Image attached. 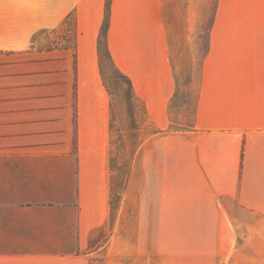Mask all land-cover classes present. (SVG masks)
I'll use <instances>...</instances> for the list:
<instances>
[{"label":"crops","instance_id":"obj_1","mask_svg":"<svg viewBox=\"0 0 264 264\" xmlns=\"http://www.w3.org/2000/svg\"><path fill=\"white\" fill-rule=\"evenodd\" d=\"M209 3L111 0L110 53L158 131L128 166L123 210L137 187L140 226L213 228L217 241L264 259V0H215L205 28ZM106 9L107 0H0V264H93L104 248L129 249L109 232ZM70 14L71 46L39 40H55ZM204 35L192 123L171 131L176 66L194 65Z\"/></svg>","mask_w":264,"mask_h":264},{"label":"rangeland","instance_id":"obj_2","mask_svg":"<svg viewBox=\"0 0 264 264\" xmlns=\"http://www.w3.org/2000/svg\"><path fill=\"white\" fill-rule=\"evenodd\" d=\"M215 0H210L204 9L205 28L213 16ZM74 19L50 39V35H41L39 40L49 38L48 43L68 45L74 42ZM202 38V37H201ZM206 35L196 46L197 53L192 67L176 66L178 79L177 91L170 107L171 131L186 130L191 125L200 81L201 63L206 49ZM176 64L181 62L177 57ZM101 70L108 80L112 92L113 133H114V201L113 214L109 226L117 237H125L129 243L124 256L109 254L102 249L93 264H264V259H254L238 242H219L213 234V228L174 226L172 220L164 219L156 227L139 225L138 190H131L130 198L125 201L123 210L122 192L126 186L129 164L137 160L138 145L144 138L155 134L156 130L146 122L143 111L135 110L137 124L131 118L133 112L128 99V88L115 75L106 55L100 57ZM194 77V81L190 80ZM109 91V90H108ZM124 147V150L122 149Z\"/></svg>","mask_w":264,"mask_h":264},{"label":"trees","instance_id":"obj_3","mask_svg":"<svg viewBox=\"0 0 264 264\" xmlns=\"http://www.w3.org/2000/svg\"><path fill=\"white\" fill-rule=\"evenodd\" d=\"M110 10H111V0H107L106 17H105L104 25H103L102 30H101L100 39H99L100 57H102L105 53L106 58L108 59L110 65L112 66L115 75L123 82V84H125L127 86L129 103L133 109V112L131 114V118H133V121L135 122V124H137L136 126H138L137 117H136V114L134 113L135 110L137 108L142 109L144 118H145L146 122L148 123L147 115H146V111H145V107H144L143 103L138 99V97L136 95L132 80L126 74H124L120 69L117 68V66L115 65V63L113 61L112 55L110 53V50H109V47L107 44V37H108L109 24H110ZM72 19H74L73 14H70L68 16V18L66 19L63 26H65ZM102 77L104 80V84L106 85L107 89L109 90L110 94L112 95V92L109 88L108 80L105 76V73L103 72V68H102ZM156 133H158L157 130H156ZM140 145H141V143L138 145V147H140ZM122 149L124 150V147ZM126 180H127V177H126Z\"/></svg>","mask_w":264,"mask_h":264}]
</instances>
